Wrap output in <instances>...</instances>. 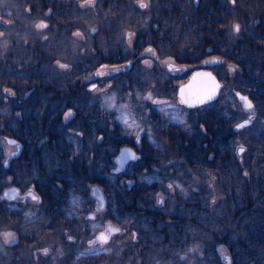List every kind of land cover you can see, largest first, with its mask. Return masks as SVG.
I'll return each instance as SVG.
<instances>
[{"label": "trees", "instance_id": "1", "mask_svg": "<svg viewBox=\"0 0 264 264\" xmlns=\"http://www.w3.org/2000/svg\"><path fill=\"white\" fill-rule=\"evenodd\" d=\"M161 59L212 66L219 99L187 108L183 137L164 125L147 143L157 153L153 179L108 189L112 218L132 241L96 261L82 259L71 237L57 264H264V0H0V194L13 186L37 197L17 212L15 229L12 206L0 203V264H38L33 253L63 231L72 195L115 176L127 133L84 79L126 65L129 91L145 95L170 79ZM3 138L17 148L9 163ZM6 231L20 241L6 243Z\"/></svg>", "mask_w": 264, "mask_h": 264}, {"label": "rangeland", "instance_id": "2", "mask_svg": "<svg viewBox=\"0 0 264 264\" xmlns=\"http://www.w3.org/2000/svg\"><path fill=\"white\" fill-rule=\"evenodd\" d=\"M146 61L149 63L150 58L148 57ZM161 62L162 68L170 75V79H167L162 89L159 90L157 85H153L150 91L145 95H139L138 93L133 94L132 91H129L128 80L125 79L124 75L127 70L126 65H107L102 67L97 74L87 76L86 79H84L83 82L91 87L94 93L99 94V100L102 106L108 114L114 116L115 124L119 126V129H122L123 133H127L128 143L124 146L131 148L137 147L139 149V159L130 163L129 169L126 172L128 176L126 174H120L114 163L113 172L115 176L111 178V182L104 179L101 180L99 184L87 186L86 192L80 191V193L72 195L68 207L70 209L68 210V219H62L61 221L63 231L56 235H52L51 239H49L50 242L46 246L39 247L38 251L33 253V259L38 264L40 263V256L50 257L57 253H60L61 258L55 256L57 258L55 263L64 262L67 258V254L70 253L72 249L67 244L68 241L72 242L70 240L71 237L76 239V243L79 246L74 251H81L82 254V249H85L82 259L85 256L90 257L95 255L96 261H99L103 255L108 256V254L114 250L115 245L132 241L133 233L129 227L123 228L122 225L112 218L113 214L109 211L110 201L108 198V189L115 187V184L118 183L121 189L130 190L133 186H129L128 184L134 179L135 182L138 181V184L141 185L147 179L146 176H148L149 179L154 178L153 172L156 167L152 163L153 159L151 158L155 159L157 153L155 150L153 152L147 143L154 142L156 136L162 134L161 131L164 129V125L168 127V132L172 133L173 137L176 136L177 130L181 132V136L183 137V132L177 128V125L182 123L181 120L184 118L186 119L189 112L177 97L178 88L188 81L190 75L195 70L207 67L206 63L199 66H178L174 64L173 59H164L161 60ZM119 85L121 88H125L122 94L118 93ZM235 98L237 101L240 100L237 97ZM239 103L234 102L229 104L234 109L236 105L240 108L241 104L239 105ZM69 113H71V115H69ZM65 116V120L71 118L72 112H67ZM246 118H250V115ZM167 139L170 144L169 152L176 155V151H171V148H173V146L175 147V144L171 143V138L167 137ZM164 148V145H162V152H165L166 149L164 150ZM2 149L5 152V162L10 160V154L17 152V148L15 146L12 148V146L8 145L5 138L2 139ZM145 151L153 154L145 155ZM151 165L153 167H151ZM182 165L186 167L187 171H193V173L196 174L193 168L186 163H182ZM135 171H137V175L146 174V176H141L138 180L134 176ZM141 179L143 180L142 182L140 181ZM93 188L99 191L94 192L92 191ZM173 190L174 189L171 187L170 191L172 192ZM13 192L15 193V198H9V196L5 195L6 193L12 194ZM17 192L18 191L14 190L13 187H9L4 193L0 194V203H6L8 206H12L14 229L16 225L22 224L20 220H17L19 215L17 212L26 206L35 207V202L37 200L32 198L33 196L36 197V194H34L32 190H28L24 193ZM101 194H103L106 201V206L103 210H99L100 204L97 201V198L100 197ZM156 197H158L159 202L166 200V198L163 199L161 191L157 192ZM70 213L73 214L71 215ZM92 215L94 216L91 217ZM72 219H75L72 221L74 225H69L68 222H71ZM109 225L114 229H119V232L115 234L112 241L110 240L111 242L109 241L110 243L108 242L109 244L105 243L106 245L104 246L100 245L99 242L96 241V237L99 233H107L106 228ZM6 234L11 235L6 236ZM2 238L8 244H14L20 241L19 235L16 234L15 231L4 232ZM97 263L98 262L86 263L84 260L81 262V264Z\"/></svg>", "mask_w": 264, "mask_h": 264}, {"label": "water", "instance_id": "3", "mask_svg": "<svg viewBox=\"0 0 264 264\" xmlns=\"http://www.w3.org/2000/svg\"><path fill=\"white\" fill-rule=\"evenodd\" d=\"M206 66L207 67H205L204 69L194 71V73L190 75V78L188 79V81L184 83V85L178 88L179 90H178L177 97L179 98V100L182 101L184 106H187L189 108H196V107L204 106L206 104L214 103L217 101V99H219L218 97L222 89L221 83L218 80L217 76H214L211 70L212 66L210 65H206ZM237 97L240 100H242L241 97H245V96L239 93L237 94ZM246 98H247V101H249L252 105L251 100H249L248 97ZM242 101H243V106L245 107L246 110H251V108H253V107L247 108L245 106V101L244 100ZM246 124L247 123H244L243 125H246ZM237 129H240V127H237ZM9 144L13 145L15 143H9ZM122 153H129L131 156H134L135 159L129 158V159L124 160L122 159ZM138 159H139V156L135 154L134 150H132L129 147H124L117 155L115 162H116V165L123 170V168L126 167L128 163L136 161ZM92 191L98 192L99 190H96L95 188H93ZM97 201L100 204L99 210H103V208L106 206V201H105L103 194H101V196L97 198ZM107 229L108 227L106 228V230ZM118 232L119 231L112 232L109 235L106 243H108L111 237L115 236V234H117ZM100 234L101 233H99V235ZM99 235H97V237ZM97 237H96V241L104 245L105 243L98 241Z\"/></svg>", "mask_w": 264, "mask_h": 264}, {"label": "snow or ice", "instance_id": "4", "mask_svg": "<svg viewBox=\"0 0 264 264\" xmlns=\"http://www.w3.org/2000/svg\"><path fill=\"white\" fill-rule=\"evenodd\" d=\"M141 6L146 7L147 5L142 4ZM40 27H44V25H40ZM234 28H235V30H236L237 32L240 30V29H239V25H234ZM61 66H62V67H65L64 65H61ZM241 99L245 101V106H246L247 108H251V107H252L251 103H250L249 101H247V98H246V97H241ZM186 102H187V101H186ZM69 115H71V113H69ZM243 126H244V125L241 124V125H238L237 127H243ZM9 143H15V142H14V141H9ZM241 151H243L242 148H241ZM129 158H133V159H135V157H134V156H131L129 153H122V159L126 160V159H129ZM5 195H6V196H9V198H15V193H14V192H13L12 194H8V193H6ZM32 198H33V199H37V197H35V196H33ZM106 231H107V234H106V233H101V234L97 237V240H98V241H100V242H102V243H106L107 240H108L109 235H110L112 232L119 231V229H114V228H112L111 225H109V226H108V229H107ZM7 235H11V234H6V236H7ZM94 243H95V241H94Z\"/></svg>", "mask_w": 264, "mask_h": 264}, {"label": "flooded vegetation", "instance_id": "5", "mask_svg": "<svg viewBox=\"0 0 264 264\" xmlns=\"http://www.w3.org/2000/svg\"><path fill=\"white\" fill-rule=\"evenodd\" d=\"M161 60H164V59H161ZM146 64L149 65V66H151V63L149 64V63L146 62ZM161 64H162V62H161ZM115 66H116V65H115ZM129 148H131V147H129ZM131 149L134 150V151H135V154L138 156V150H139V149H138L137 147H133V148H131ZM16 153H17V152H13L12 154H10V159L13 158V156H14ZM144 153H145V152H144ZM117 155H118V154H117ZM117 155H116V156H117ZM116 156H115V158H117ZM162 158H163V157H162ZM162 158H161V160H162ZM9 161H10V160H9ZM9 161H8V162H9ZM133 162H134V161H133ZM133 162H130V163H133ZM130 163H128L127 166L123 168V170H122L121 168H119L117 165H115V167L117 166L116 168H117V170L120 172V174H122V175H123V174H126V175L128 176V174H127L126 172H127V170L129 169V165H130ZM154 166H155V167H158L157 165H154ZM113 173H114V172H113ZM135 175H137V171H135L134 176H135ZM129 186H131V183H129ZM12 187H13V186H12ZM13 189L15 190L16 188H13ZM16 190L18 191L17 193H24V192L19 191L18 189H16ZM30 190H31V189H29V191H30ZM26 191H28V190H26ZM32 191H34V190H32ZM33 193H34V192H33ZM93 216H94V215H92L91 217H93ZM102 233H103V232H102ZM104 233H105V232H104ZM106 234H107V233H106ZM114 237H115V236L111 237L110 240L112 241ZM111 241H110V242H111ZM110 242H109V243H110ZM109 243H108V244H109ZM15 244H16V243H15ZM99 244H100V243H99ZM100 245H102V244H100ZM104 245H106V244H104ZM104 245H103V246H104Z\"/></svg>", "mask_w": 264, "mask_h": 264}]
</instances>
